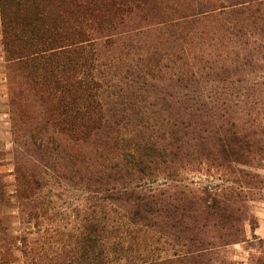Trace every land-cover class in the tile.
Segmentation results:
<instances>
[{
    "label": "trees",
    "instance_id": "16d2710c",
    "mask_svg": "<svg viewBox=\"0 0 264 264\" xmlns=\"http://www.w3.org/2000/svg\"><path fill=\"white\" fill-rule=\"evenodd\" d=\"M0 24V264H232L264 184V0H0Z\"/></svg>",
    "mask_w": 264,
    "mask_h": 264
},
{
    "label": "rangeland",
    "instance_id": "374dc122",
    "mask_svg": "<svg viewBox=\"0 0 264 264\" xmlns=\"http://www.w3.org/2000/svg\"><path fill=\"white\" fill-rule=\"evenodd\" d=\"M1 24H0V171L4 176L9 190L13 188V156H12V136L8 115L6 114L7 103V80L5 75V60L1 41ZM257 171L264 178V163ZM197 184H209L210 179L204 173H194L190 175ZM262 193L256 195L255 201L251 202L255 221L253 225H246V239L244 242L229 248L226 254L232 264H255L256 257H262L260 261L264 264V184ZM19 264V263H18Z\"/></svg>",
    "mask_w": 264,
    "mask_h": 264
}]
</instances>
